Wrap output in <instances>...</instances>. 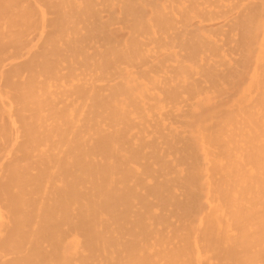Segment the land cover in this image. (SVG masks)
<instances>
[{"label":"bare ground","instance_id":"obj_1","mask_svg":"<svg viewBox=\"0 0 264 264\" xmlns=\"http://www.w3.org/2000/svg\"><path fill=\"white\" fill-rule=\"evenodd\" d=\"M0 264H264V0H0Z\"/></svg>","mask_w":264,"mask_h":264},{"label":"rangeland","instance_id":"obj_2","mask_svg":"<svg viewBox=\"0 0 264 264\" xmlns=\"http://www.w3.org/2000/svg\"><path fill=\"white\" fill-rule=\"evenodd\" d=\"M116 33H117L116 35H119V37L121 36V35H120V32H116Z\"/></svg>","mask_w":264,"mask_h":264}]
</instances>
